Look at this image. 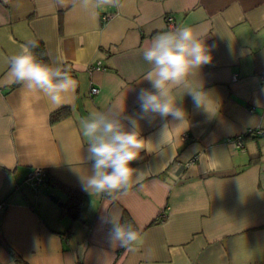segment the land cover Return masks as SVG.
Segmentation results:
<instances>
[{
	"label": "crops",
	"instance_id": "obj_1",
	"mask_svg": "<svg viewBox=\"0 0 264 264\" xmlns=\"http://www.w3.org/2000/svg\"><path fill=\"white\" fill-rule=\"evenodd\" d=\"M169 14L171 29L206 35L212 61L191 78L205 106L195 109L178 90L188 126L169 117L162 148L163 122L139 121L152 142L134 164L144 170L142 186L113 197L86 193L79 121L112 105L139 112L137 93L150 87L143 51L169 30ZM29 40L77 80L63 106L8 83L6 58ZM62 107L69 114L51 123ZM34 167L82 194L79 218L60 214L68 196L57 185L27 182ZM0 203V264H18L12 251L28 264H264V0H122L95 11L74 0H0ZM123 211L141 233L131 250L108 239L105 221L120 222Z\"/></svg>",
	"mask_w": 264,
	"mask_h": 264
},
{
	"label": "clouds",
	"instance_id": "obj_2",
	"mask_svg": "<svg viewBox=\"0 0 264 264\" xmlns=\"http://www.w3.org/2000/svg\"><path fill=\"white\" fill-rule=\"evenodd\" d=\"M60 2L63 6V0ZM76 5L95 11L109 6L119 8L122 0H74ZM205 37L188 25L160 31L143 51V59L150 65L143 80L150 87L137 93L139 112L126 115L124 105H112L80 119V131L87 143L84 160L90 166L87 175L79 176L82 191L113 197L127 195L134 186H142L144 170L134 164L142 152L150 150L152 142L141 135L139 121L152 123L158 117L163 122L161 139L156 144L162 148L169 131V117L176 122L175 127L188 126L186 113L178 104V90L191 96L195 109L205 106V93L191 82L199 69L212 61ZM36 47L38 43L29 40L6 58L8 83L20 85L37 98H46L53 107L63 106L75 94L78 82L59 59H38ZM105 222L111 225L108 239L113 247L131 250L141 239V233L132 224H122L114 218Z\"/></svg>",
	"mask_w": 264,
	"mask_h": 264
},
{
	"label": "trees",
	"instance_id": "obj_3",
	"mask_svg": "<svg viewBox=\"0 0 264 264\" xmlns=\"http://www.w3.org/2000/svg\"><path fill=\"white\" fill-rule=\"evenodd\" d=\"M38 43V47L34 49L35 54L37 55L38 59L44 60V61H49L45 47L41 41H36ZM70 110L67 107H62L54 112L51 113L50 115V122L54 123L59 121L60 119L66 117L69 114ZM247 135V134H245ZM46 183H52L54 185H57L58 188H60L65 194H67L68 199L65 203L61 205V215H68L70 216L73 220L79 218V212H80V207H81V202H82V194L67 185H64L62 183H59L55 179H53L47 172H46ZM120 223L122 224H132L134 228H136L133 224V221L131 220L130 216L123 211ZM137 229V228H136ZM12 256L14 260L18 264H28L22 257L17 254L16 252L12 251Z\"/></svg>",
	"mask_w": 264,
	"mask_h": 264
},
{
	"label": "built area",
	"instance_id": "obj_4",
	"mask_svg": "<svg viewBox=\"0 0 264 264\" xmlns=\"http://www.w3.org/2000/svg\"><path fill=\"white\" fill-rule=\"evenodd\" d=\"M109 17H110L109 15H105V16H103V19L105 20ZM166 23H167L166 24L167 29H171L174 26V17L170 14L167 15L166 16ZM93 68L100 69L101 68L100 63L97 62L95 65H91L90 69H93ZM98 92H99L98 87H96V86L91 87V89H90L91 95H96ZM252 132L253 131H248L245 134H249ZM243 136L244 135H239V136L235 137V139H234L235 145L239 149H243V147H244ZM185 138H186V135H183L182 139H185ZM46 177H47V175H46V171L44 169L39 168V167H34L31 170V172L28 174L27 182H29L34 188H37L38 186L45 184L47 182ZM0 207H2V203H0ZM164 216H165L164 214L161 215V217H164Z\"/></svg>",
	"mask_w": 264,
	"mask_h": 264
},
{
	"label": "water",
	"instance_id": "obj_5",
	"mask_svg": "<svg viewBox=\"0 0 264 264\" xmlns=\"http://www.w3.org/2000/svg\"><path fill=\"white\" fill-rule=\"evenodd\" d=\"M50 198H51L54 202H57L56 197H54L53 195H50ZM58 204H60V203L58 202Z\"/></svg>",
	"mask_w": 264,
	"mask_h": 264
},
{
	"label": "rangeland",
	"instance_id": "obj_6",
	"mask_svg": "<svg viewBox=\"0 0 264 264\" xmlns=\"http://www.w3.org/2000/svg\"><path fill=\"white\" fill-rule=\"evenodd\" d=\"M50 194V193H49Z\"/></svg>",
	"mask_w": 264,
	"mask_h": 264
}]
</instances>
